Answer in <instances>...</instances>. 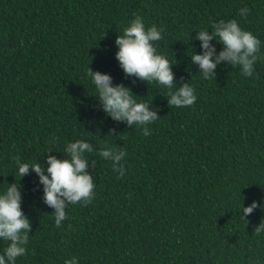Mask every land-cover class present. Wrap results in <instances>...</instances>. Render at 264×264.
Listing matches in <instances>:
<instances>
[{
    "label": "trees",
    "instance_id": "obj_1",
    "mask_svg": "<svg viewBox=\"0 0 264 264\" xmlns=\"http://www.w3.org/2000/svg\"><path fill=\"white\" fill-rule=\"evenodd\" d=\"M136 15L162 30L157 50L178 85L194 87L192 106L170 107L168 88L120 67L115 41ZM220 19L264 42V0H0V189L22 185L31 222L16 264H264V209L241 216L264 200V43L252 76L222 61L202 79L190 55L203 52L198 30ZM211 43L218 55L223 44ZM88 65L158 110L151 135L107 116ZM76 139L94 147L95 195L57 227L38 174L20 180L16 161L46 165ZM106 146L127 153L123 176L98 155Z\"/></svg>",
    "mask_w": 264,
    "mask_h": 264
},
{
    "label": "clouds",
    "instance_id": "obj_2",
    "mask_svg": "<svg viewBox=\"0 0 264 264\" xmlns=\"http://www.w3.org/2000/svg\"><path fill=\"white\" fill-rule=\"evenodd\" d=\"M249 12L248 7H242L238 15L246 18ZM210 29L198 30L196 39L201 42L203 52L190 55L192 62L199 65L201 78L207 80L216 76L215 70L222 61L239 68L242 76H252L254 66L261 58L264 42L250 30L244 29L236 19L213 21ZM162 38L161 29L155 25L146 27L143 17L136 15L116 38V58L127 75H135L148 84L155 82L168 88L169 93L165 97L170 107L192 106L197 100L195 89L187 82L178 85L172 70L174 63L157 50L156 42ZM213 40L224 46L218 55L215 44L211 43ZM85 75L90 79L93 93L99 97L100 107L107 116L127 125L142 126L143 134L151 135L149 125L160 117L157 109L150 108V103L146 101L137 100L139 95H135L123 83L113 84L110 74L93 71L88 65ZM50 142L54 144L56 139ZM93 151L94 147L88 141L76 139L66 143L63 158L48 155L46 165L39 161H16L20 180L30 170L38 174L39 182L43 185L44 202L53 209L57 227L67 219L68 205L87 204L94 198L95 179L93 173L88 171L90 160L86 155ZM98 155L110 162L121 176L125 174V167L121 163L127 155L125 151L106 146L99 149ZM96 162L91 160L92 165ZM21 189L22 185L17 182L8 183L0 189V240L8 242L0 252V264H16L18 258L27 254L31 222L21 206ZM258 207L264 209V200H253L248 206H242L241 216L246 219ZM255 233H264V222L255 228ZM64 264H79V259L72 256Z\"/></svg>",
    "mask_w": 264,
    "mask_h": 264
}]
</instances>
